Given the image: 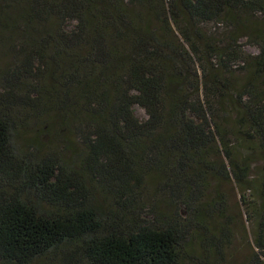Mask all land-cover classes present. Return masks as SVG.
<instances>
[{
    "label": "trees",
    "instance_id": "1",
    "mask_svg": "<svg viewBox=\"0 0 264 264\" xmlns=\"http://www.w3.org/2000/svg\"><path fill=\"white\" fill-rule=\"evenodd\" d=\"M263 18L264 0H0V264H226L215 181L264 264V167L252 181L228 140L234 119L264 161ZM42 120L60 146L41 154L20 141Z\"/></svg>",
    "mask_w": 264,
    "mask_h": 264
},
{
    "label": "rangeland",
    "instance_id": "2",
    "mask_svg": "<svg viewBox=\"0 0 264 264\" xmlns=\"http://www.w3.org/2000/svg\"><path fill=\"white\" fill-rule=\"evenodd\" d=\"M262 20L264 22V18ZM245 49L251 54L259 53V49L252 45L247 44ZM8 63L9 59L3 54L0 59V88L3 84L1 74L4 66ZM242 77L243 75L241 73H237L235 78L240 80ZM134 113L140 121L147 119V114L144 109L139 106L134 107ZM43 123L44 120L38 124L33 122L32 127H28L22 131V139L20 141L22 147L26 149H38V152L41 154L54 149L56 146L59 148L60 137L52 134L48 135L41 129ZM228 127L232 128L229 132L228 140L235 157L240 161L245 157L251 160L250 179L258 182L264 167V161L260 151L255 144L242 138L240 129L236 126L234 119H229ZM62 138H66L69 141L72 139L66 133ZM216 191H221L225 194L227 199V214L225 220L231 224L233 229V238L226 250V264H249L253 255V227L247 221L245 206L241 202V191L234 182L215 181L209 192L211 198L214 197ZM147 219L150 221V212H148ZM57 256L55 255V257ZM39 264L60 263H56L54 256H51L49 259L42 260Z\"/></svg>",
    "mask_w": 264,
    "mask_h": 264
}]
</instances>
